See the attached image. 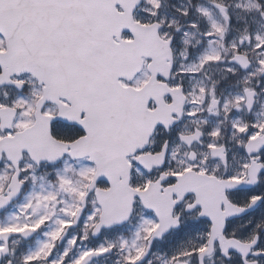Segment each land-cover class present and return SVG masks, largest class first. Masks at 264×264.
Instances as JSON below:
<instances>
[{
	"label": "snow or ice",
	"instance_id": "6c2138e0",
	"mask_svg": "<svg viewBox=\"0 0 264 264\" xmlns=\"http://www.w3.org/2000/svg\"><path fill=\"white\" fill-rule=\"evenodd\" d=\"M0 264H264V0H0Z\"/></svg>",
	"mask_w": 264,
	"mask_h": 264
}]
</instances>
